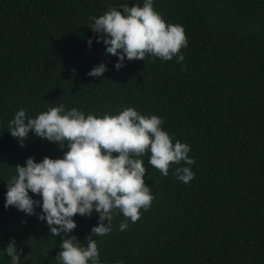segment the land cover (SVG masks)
<instances>
[{"label":"trees","instance_id":"1","mask_svg":"<svg viewBox=\"0 0 264 264\" xmlns=\"http://www.w3.org/2000/svg\"><path fill=\"white\" fill-rule=\"evenodd\" d=\"M143 3L0 0V251L15 240L21 264H56L64 234L51 236L39 207L33 216L5 208L6 183L28 158L62 159L67 147L33 133L21 147L8 124L21 109L35 118L59 105L86 116L125 108L156 115L195 161L172 164L165 177L150 153L141 157L154 200L126 230L116 212L112 231L93 237L100 264H264V0H154L166 23L185 29L183 63L125 58L116 70L117 57L97 43L89 18ZM101 63L103 77L87 75ZM177 167H190L195 178L179 181ZM74 220L69 235L87 247L99 216ZM10 260L0 252V264Z\"/></svg>","mask_w":264,"mask_h":264},{"label":"clouds","instance_id":"2","mask_svg":"<svg viewBox=\"0 0 264 264\" xmlns=\"http://www.w3.org/2000/svg\"><path fill=\"white\" fill-rule=\"evenodd\" d=\"M154 0H144L143 6L121 5V10L110 8L99 17H90L89 29L99 34L97 43L103 42L106 54L115 56L116 70L124 60H142L146 56L182 64L181 50L188 45L183 26L168 24L153 6ZM91 46L92 41H87ZM105 64L95 66L87 73L90 77H103ZM181 68V71H184ZM156 116L140 114L134 108H125L116 115L87 116L76 108L65 110L63 105L50 107L35 118L19 110L8 124L9 134L24 146L29 133L42 141L59 145L63 158L44 157L36 162L30 157L25 166L15 167L16 175L6 183L5 208L15 207L27 216L36 215L46 221L51 236L64 234L56 264H100L99 250L94 236H105L112 231L111 222L116 212L125 221L119 227L124 231L127 221L137 222L141 210L148 211L154 196L145 184L146 168L143 157L150 153L149 164L167 177L172 164L193 165L188 154L191 148L176 141L161 125ZM176 179L187 184L195 177L190 167H177ZM33 195L41 197L34 200ZM99 216L97 226L86 237L87 247L69 234L77 228L74 217ZM107 221V225H105ZM11 257L10 264H21L15 240L0 251Z\"/></svg>","mask_w":264,"mask_h":264}]
</instances>
